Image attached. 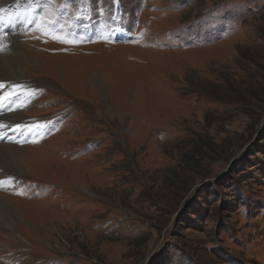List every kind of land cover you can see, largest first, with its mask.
I'll use <instances>...</instances> for the list:
<instances>
[{
    "label": "rangeland",
    "instance_id": "rangeland-1",
    "mask_svg": "<svg viewBox=\"0 0 264 264\" xmlns=\"http://www.w3.org/2000/svg\"><path fill=\"white\" fill-rule=\"evenodd\" d=\"M11 1L0 264H264V0Z\"/></svg>",
    "mask_w": 264,
    "mask_h": 264
},
{
    "label": "bare ground",
    "instance_id": "bare-ground-1",
    "mask_svg": "<svg viewBox=\"0 0 264 264\" xmlns=\"http://www.w3.org/2000/svg\"><path fill=\"white\" fill-rule=\"evenodd\" d=\"M13 2L14 1H11L10 3H2V2H0V5H8V6H10V5H12ZM25 17L27 18V16H25ZM19 23H20V17L14 19L12 21V26H13L12 28H7L6 24H4L2 26L1 32L6 34V35H4V34L0 35V36L3 37V41H9V42L12 41L11 42L12 44L15 43V40L17 38L16 34L18 33L17 29H18ZM5 50L2 51L1 55H3L5 53ZM12 61H11V63H12ZM71 66L72 65L69 64L68 68H71V70H73L72 69L73 66L72 67ZM0 68H4L5 70H7L6 74H8V76H11V77H8V78L6 77L7 79H14V80L17 79V80H19L18 78L23 77L22 76V68H20L19 66H15L14 65L13 67H11V66H9V63L5 62V63H3V66L1 65ZM14 68H15V70H14ZM68 72L70 73V70ZM26 82L27 81L22 83L21 81H19L18 84L21 85V86L18 87V88H24L26 86ZM7 83L4 82V84H3L4 85L3 92H5V91H7L8 93L16 92L17 94L23 92L21 89H15L14 90V88L11 87L10 85H8ZM17 101L22 102L23 101V97L22 96H20V97L18 96L17 97ZM9 107H10V104H8L7 101H3L2 109L0 110V114H4L3 112L9 110ZM6 118L8 120L5 121L4 119H6ZM10 122L15 124V128H14L13 131H12V129L10 127L9 128H5V125L0 130V158L5 160V165H6V166H3L2 168L4 170H6V171H9V172L12 170V168H10V166H9L10 164L7 165L6 163H10L11 162V163H15L17 166L19 165L18 161H17V159H18L17 158L18 157L17 151L19 149H17L15 147L16 142L17 141H23V140L27 139V137L31 134V132L33 130V124H34V123H32L31 118L25 117L22 114L16 113L15 110H14V107L13 108L10 107V110L4 116H2V121H1L2 124L1 125H3V123H10ZM18 170H20V169H18ZM3 198H2V196L0 197V212L3 215H5V217H6V221L5 222H11L10 219L13 220L14 219L13 216L15 214H13V211L10 209V207L8 206L6 201H4ZM21 204H24V202H22ZM0 219H1V221L3 220L2 218H0Z\"/></svg>",
    "mask_w": 264,
    "mask_h": 264
},
{
    "label": "snow or ice",
    "instance_id": "snow-or-ice-1",
    "mask_svg": "<svg viewBox=\"0 0 264 264\" xmlns=\"http://www.w3.org/2000/svg\"><path fill=\"white\" fill-rule=\"evenodd\" d=\"M3 9H0V13H3ZM6 47V45L3 43V37L0 36V51L4 50V48ZM16 87H19V85H17ZM4 88L3 83H0V89ZM11 95V94H9ZM4 97L0 96V99H3ZM19 127V126H18Z\"/></svg>",
    "mask_w": 264,
    "mask_h": 264
}]
</instances>
